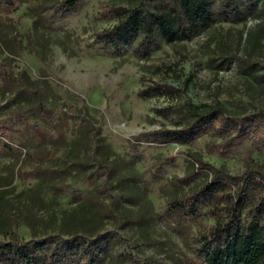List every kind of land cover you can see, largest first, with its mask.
Segmentation results:
<instances>
[{"label":"rangeland","instance_id":"obj_1","mask_svg":"<svg viewBox=\"0 0 264 264\" xmlns=\"http://www.w3.org/2000/svg\"><path fill=\"white\" fill-rule=\"evenodd\" d=\"M62 1L0 0V240L104 234L97 255L72 264H198L215 218L186 219L169 203L211 179L202 162L264 171V137L141 134L209 107L264 109V0H208L213 20L188 36L178 0H144L147 13L173 16L174 32L136 31L118 46L100 40L118 21L101 12L141 0ZM157 83L179 92L141 95Z\"/></svg>","mask_w":264,"mask_h":264},{"label":"trees","instance_id":"obj_2","mask_svg":"<svg viewBox=\"0 0 264 264\" xmlns=\"http://www.w3.org/2000/svg\"><path fill=\"white\" fill-rule=\"evenodd\" d=\"M79 1L63 0L61 7L70 10ZM177 12L186 20V26L181 27V33L186 36L213 20L208 0H178ZM101 13L103 18H118L111 27L98 32L101 41L115 46L126 43L136 31H141L145 40L156 30L164 36L174 32L173 16L166 12L147 13L144 0L133 7L105 5ZM178 92V88L169 83H157L140 93L152 96ZM167 109L170 106L157 111L165 115ZM42 112L49 117L46 108H42ZM209 128L219 135L232 132V138L243 137L249 131L264 137V109L257 108L244 115L229 114L221 107H209L193 111L191 120L184 127L153 130L141 135H153L157 142L184 143ZM202 163L213 173L211 179L168 205L169 211L183 212L186 219L201 215L215 218L206 233H201L198 264H262L264 171L249 170L238 175L212 163ZM106 238L99 234L89 243L82 234L63 237L54 233L42 238L0 240V264H72L77 256L97 255L93 245L103 243ZM37 245L39 249H35Z\"/></svg>","mask_w":264,"mask_h":264}]
</instances>
